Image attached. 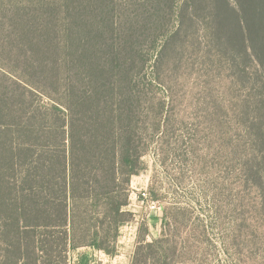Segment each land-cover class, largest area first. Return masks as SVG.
I'll return each instance as SVG.
<instances>
[{
  "label": "trees",
  "instance_id": "1",
  "mask_svg": "<svg viewBox=\"0 0 264 264\" xmlns=\"http://www.w3.org/2000/svg\"><path fill=\"white\" fill-rule=\"evenodd\" d=\"M121 2L0 0V264H69L82 247L114 256L143 156L157 143L166 156L174 149L159 66L189 6L149 0L134 27ZM235 16L244 47L248 25ZM236 137L251 149L248 126ZM220 139L217 191L263 205L261 173L256 186L245 163L227 172L237 142ZM164 235L142 236L130 264H174L177 242Z\"/></svg>",
  "mask_w": 264,
  "mask_h": 264
},
{
  "label": "rangeland",
  "instance_id": "2",
  "mask_svg": "<svg viewBox=\"0 0 264 264\" xmlns=\"http://www.w3.org/2000/svg\"><path fill=\"white\" fill-rule=\"evenodd\" d=\"M122 1L126 26L146 21L138 13L149 0ZM178 1L189 7L180 12L181 29L169 36L158 90L171 101L174 149L166 156L157 143L143 156L145 168L130 182L127 209L134 217L121 227L117 241L121 257L106 264H130L142 236L149 241L164 234L177 242L174 264H264V201L239 207L233 193L225 196L216 189L224 175L220 138L229 146L246 126L251 149L237 142L231 147L236 157L225 168L233 174L232 168L245 163L252 184L259 185L258 172L264 183V0ZM235 13L248 25L247 52ZM81 254L88 261L99 256L81 249L69 264H77Z\"/></svg>",
  "mask_w": 264,
  "mask_h": 264
},
{
  "label": "crops",
  "instance_id": "3",
  "mask_svg": "<svg viewBox=\"0 0 264 264\" xmlns=\"http://www.w3.org/2000/svg\"><path fill=\"white\" fill-rule=\"evenodd\" d=\"M81 249H85V248L82 247V248L77 249L76 251H81ZM88 249L93 250L94 254L97 253L99 255L98 258L95 255L97 259L94 258L92 261H90L89 264H106V262H111L112 260H116V258L121 257V254H115L114 256H109L100 250L91 249V248H88Z\"/></svg>",
  "mask_w": 264,
  "mask_h": 264
},
{
  "label": "built area",
  "instance_id": "4",
  "mask_svg": "<svg viewBox=\"0 0 264 264\" xmlns=\"http://www.w3.org/2000/svg\"><path fill=\"white\" fill-rule=\"evenodd\" d=\"M142 196H143V197L145 196V193H144V192L142 193L141 197H142ZM151 204H152V207L159 208V203H158V202H153V201H152Z\"/></svg>",
  "mask_w": 264,
  "mask_h": 264
}]
</instances>
